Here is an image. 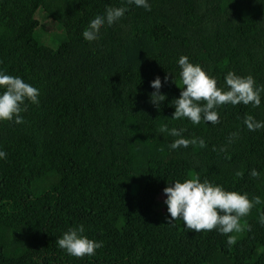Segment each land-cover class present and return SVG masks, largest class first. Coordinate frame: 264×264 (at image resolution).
Returning a JSON list of instances; mask_svg holds the SVG:
<instances>
[{
  "label": "trees",
  "instance_id": "1",
  "mask_svg": "<svg viewBox=\"0 0 264 264\" xmlns=\"http://www.w3.org/2000/svg\"><path fill=\"white\" fill-rule=\"evenodd\" d=\"M148 2L146 11L125 0H0V69L39 89L22 123L0 121V264H264V128L243 123L264 121V92L258 107L221 105L216 124L171 118L180 55L217 87L229 70L264 87V0ZM106 5L127 11L85 41ZM38 8L60 27L55 44L37 39ZM157 76L158 108L149 86ZM163 124L204 146L170 149ZM192 177L259 198L231 246L215 229L165 221L162 189ZM76 225L103 242L94 255L56 245Z\"/></svg>",
  "mask_w": 264,
  "mask_h": 264
},
{
  "label": "clouds",
  "instance_id": "2",
  "mask_svg": "<svg viewBox=\"0 0 264 264\" xmlns=\"http://www.w3.org/2000/svg\"><path fill=\"white\" fill-rule=\"evenodd\" d=\"M127 5L150 10L148 0H125ZM127 11L126 7L106 5L103 13L94 14L83 29L81 35L85 41L98 38L102 26H112ZM179 68L178 98L171 101L174 112L171 118H186L193 125L200 123L216 124L218 121L217 108L221 105L237 104L253 107L261 104V94L264 87L255 84L251 75L240 76L229 70L223 77L224 86L217 87L216 77L211 76L202 69L200 64L190 62L186 55H180L176 60ZM164 81H168L167 74ZM177 85V83L175 82ZM149 86L154 90L150 95V101L157 108L159 102L165 100L160 93L161 79L159 76L149 81ZM39 89L24 81L20 76H14L0 69V121H12L22 123L20 115L25 110V101L38 104ZM249 131L264 128V121L256 120L252 115H247L243 120ZM161 133L167 132L175 139L168 145L172 150L187 148L189 144L199 143L204 146L203 139L185 138L182 133L185 128L171 127L167 124L160 126ZM6 153L0 150V159H4ZM240 176V172L235 173ZM250 175L256 176L255 169L250 170ZM164 194L163 204L166 205L167 224H173L177 219L183 224L185 230L200 232L215 229L218 233L226 235V243L231 246L235 235L240 233L246 225L241 224L240 218L247 216L254 203H259L258 197L249 200L247 193L225 190L222 185L210 182L207 179L201 181L198 177L190 179L173 180L162 189ZM258 223L264 226V212L258 216ZM83 225L69 227L56 238V245L73 257L92 256L96 249L102 247L103 242L93 240L84 235Z\"/></svg>",
  "mask_w": 264,
  "mask_h": 264
},
{
  "label": "rangeland",
  "instance_id": "3",
  "mask_svg": "<svg viewBox=\"0 0 264 264\" xmlns=\"http://www.w3.org/2000/svg\"><path fill=\"white\" fill-rule=\"evenodd\" d=\"M35 18L39 22L35 33L37 39L40 42L55 44L58 41L56 35L60 36V27L57 26L55 22L51 21L49 15L43 13L41 8L35 11Z\"/></svg>",
  "mask_w": 264,
  "mask_h": 264
}]
</instances>
